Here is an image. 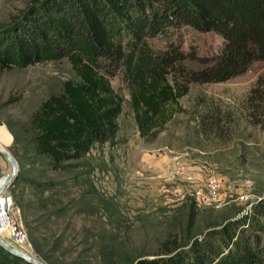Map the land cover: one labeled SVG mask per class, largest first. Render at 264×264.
Returning a JSON list of instances; mask_svg holds the SVG:
<instances>
[{"label": "trees", "instance_id": "obj_1", "mask_svg": "<svg viewBox=\"0 0 264 264\" xmlns=\"http://www.w3.org/2000/svg\"><path fill=\"white\" fill-rule=\"evenodd\" d=\"M190 29L204 37L188 36ZM62 56L76 76L33 111L31 143L47 167L68 169L94 146L124 140L119 117L126 101L139 132L150 137L184 109L180 98L193 82L224 80L264 59V0H32L0 26V67ZM215 115L210 126L217 129L221 116ZM246 117L264 126V71L247 93ZM21 178L35 181L20 170L13 186ZM190 215L188 205L155 212L153 222L167 225L157 248L131 264H264V198L252 214L209 222L196 232L189 229L192 219L184 224ZM34 221L25 218L36 252L50 264H64L44 248L52 237L41 229L45 220ZM184 226L187 234L179 230ZM63 238H55L52 249L72 256ZM117 242L115 232L99 233L94 253L113 260ZM0 264L34 263L0 244Z\"/></svg>", "mask_w": 264, "mask_h": 264}, {"label": "rangeland", "instance_id": "obj_2", "mask_svg": "<svg viewBox=\"0 0 264 264\" xmlns=\"http://www.w3.org/2000/svg\"><path fill=\"white\" fill-rule=\"evenodd\" d=\"M31 1L0 0V26L10 24ZM188 34L204 37L193 29ZM263 71L264 59H255L246 70L227 79L193 82L180 98L184 109L150 137L139 132L126 101L119 117V135L124 140L94 146L64 169L47 167L43 155L35 151L30 116L45 97L62 89L65 79L76 76L72 62L62 56L0 67V140L17 157L19 171L35 180L21 178L17 186L8 185L14 196L12 214L28 236L23 243L5 237L41 257L25 223V218L32 224L39 218L45 220L41 229L52 235L44 247L49 259L60 258L64 264H131L140 254L157 248L167 225L153 222L155 212L190 206L191 215L184 224L188 226L192 219V232L205 229L209 222L219 225L252 214L264 198V126L247 119L246 96ZM113 83L118 86L119 78ZM123 92L128 99L127 89ZM215 114L221 116L217 129L210 126ZM181 165L198 179L185 177L178 170ZM11 168L10 160L0 152V174ZM211 170L227 184L211 201H199L196 189ZM55 198L60 199L53 203ZM42 199L47 205H41ZM23 204L31 205L24 208ZM58 207L63 209L55 211ZM185 226L179 230L187 234ZM102 232L117 234L113 260L94 253V238ZM59 235L68 237L62 244L72 248V256L52 249Z\"/></svg>", "mask_w": 264, "mask_h": 264}, {"label": "built area", "instance_id": "obj_3", "mask_svg": "<svg viewBox=\"0 0 264 264\" xmlns=\"http://www.w3.org/2000/svg\"><path fill=\"white\" fill-rule=\"evenodd\" d=\"M178 170L189 179H198L194 173L185 168V165L178 167ZM201 179L200 187L195 192L199 201H211L215 193L227 184L226 179L214 170L207 172ZM13 205L14 196L6 186L0 192V232L4 236H11L17 243H23L27 239L28 232L22 222L12 214Z\"/></svg>", "mask_w": 264, "mask_h": 264}, {"label": "water", "instance_id": "obj_4", "mask_svg": "<svg viewBox=\"0 0 264 264\" xmlns=\"http://www.w3.org/2000/svg\"><path fill=\"white\" fill-rule=\"evenodd\" d=\"M0 152H2L10 160L12 165L11 170L4 172L0 175V192H1L17 176L19 172V161L15 156V154L10 149H8L2 143L1 140H0ZM0 244L3 245L5 248H7L9 251L24 257L25 259L33 262L34 264H50L44 258L11 242L1 232H0Z\"/></svg>", "mask_w": 264, "mask_h": 264}, {"label": "crops", "instance_id": "obj_5", "mask_svg": "<svg viewBox=\"0 0 264 264\" xmlns=\"http://www.w3.org/2000/svg\"><path fill=\"white\" fill-rule=\"evenodd\" d=\"M2 141V140H1ZM3 144H5V141H2Z\"/></svg>", "mask_w": 264, "mask_h": 264}, {"label": "bare ground", "instance_id": "obj_6", "mask_svg": "<svg viewBox=\"0 0 264 264\" xmlns=\"http://www.w3.org/2000/svg\"><path fill=\"white\" fill-rule=\"evenodd\" d=\"M8 235H6V237H7Z\"/></svg>", "mask_w": 264, "mask_h": 264}]
</instances>
